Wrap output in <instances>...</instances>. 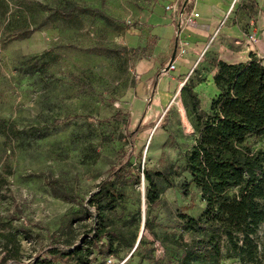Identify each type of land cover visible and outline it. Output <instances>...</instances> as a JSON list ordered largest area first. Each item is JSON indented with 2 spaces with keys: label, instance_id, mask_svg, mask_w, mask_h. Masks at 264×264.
<instances>
[{
  "label": "rangeland",
  "instance_id": "1",
  "mask_svg": "<svg viewBox=\"0 0 264 264\" xmlns=\"http://www.w3.org/2000/svg\"><path fill=\"white\" fill-rule=\"evenodd\" d=\"M66 1L98 11L66 20L43 7ZM154 1L0 0V228L19 230L25 258L46 245L78 208L79 201L54 194L48 178L59 179L78 200L87 198L119 162V153L129 150L126 132L139 121L146 128L133 146L135 170L168 167L182 174H171L174 185L162 189L152 211L155 234L144 225L143 175L140 184L126 188L118 224L132 219L125 225L129 240L142 234L145 241L138 248L137 242L122 245L106 264H176L178 236L191 238L182 231L179 214L199 217L205 202L194 185L187 196L179 188L181 180L190 179L182 171L184 153L196 137L190 102L182 90L160 111L136 101L153 48L142 17ZM23 26L33 28L29 37H18ZM199 73L191 80L202 79ZM118 111L120 120L113 117ZM248 141L264 149L263 139ZM259 240L264 256V228Z\"/></svg>",
  "mask_w": 264,
  "mask_h": 264
},
{
  "label": "trees",
  "instance_id": "2",
  "mask_svg": "<svg viewBox=\"0 0 264 264\" xmlns=\"http://www.w3.org/2000/svg\"><path fill=\"white\" fill-rule=\"evenodd\" d=\"M43 7L66 20L98 11L73 1ZM32 33L29 26L17 28L20 38ZM214 63L218 93L208 109L202 108L201 98L193 90L194 81L185 82L181 88L190 102L196 137L184 153L182 171L188 172L190 179L181 180L179 188L187 196L194 185L205 207L199 217L179 214L182 231L192 236L189 240L183 234L178 236L176 264H226L225 258L233 259L228 264H263L259 232L264 228V149L253 148L248 138L264 140V61L251 53L247 62ZM150 103L148 99L146 109ZM113 117L120 120L121 112ZM145 128L139 121L126 132L129 150L119 153V162L108 169L87 198L78 200L59 179L48 178L53 193L69 202L79 201L78 208L50 234L46 245L26 258L19 230L0 228V264H106L107 257L117 258L122 245L132 247L139 238L135 235L129 240L126 234L125 225L132 219L118 224V207L126 188L141 183V174L146 182L144 225L155 234L152 211L159 204L162 189L174 185L171 174L182 173L168 167L135 170L131 162L133 146ZM231 189L236 191L230 193ZM137 213L142 216V210ZM144 241L142 235L137 248Z\"/></svg>",
  "mask_w": 264,
  "mask_h": 264
},
{
  "label": "crops",
  "instance_id": "3",
  "mask_svg": "<svg viewBox=\"0 0 264 264\" xmlns=\"http://www.w3.org/2000/svg\"><path fill=\"white\" fill-rule=\"evenodd\" d=\"M172 2L178 3L177 13L166 9ZM230 8L231 13L222 23ZM195 9L199 16L182 32L190 41L188 52L177 59L176 69L166 74L164 71L178 49L180 14L191 11L192 5L188 0H155L142 17L153 48L140 74L136 101L147 104L150 99L149 109L160 111L171 106L183 84L200 72L198 76L203 78L195 81L193 90L206 110L218 93L213 79L217 71L215 60L247 62L253 53L264 61V0H202ZM249 34L256 38L250 40Z\"/></svg>",
  "mask_w": 264,
  "mask_h": 264
},
{
  "label": "built area",
  "instance_id": "4",
  "mask_svg": "<svg viewBox=\"0 0 264 264\" xmlns=\"http://www.w3.org/2000/svg\"><path fill=\"white\" fill-rule=\"evenodd\" d=\"M202 0H188V2L192 5L191 11H183L180 14V26L177 30V37H178V49L175 55V58L169 63L167 69L164 71V74H166L169 71H173L176 69V61L178 58L183 57L187 52L190 45V41L182 36V32L184 27L189 25L195 18L199 16V13L195 9V5L197 2H200ZM167 10H171L175 13L179 11V6L177 2H172L170 4L166 5ZM232 8L227 12L224 20L222 23L225 22L228 15L231 13ZM250 40H254L256 38L255 34H249Z\"/></svg>",
  "mask_w": 264,
  "mask_h": 264
},
{
  "label": "water",
  "instance_id": "5",
  "mask_svg": "<svg viewBox=\"0 0 264 264\" xmlns=\"http://www.w3.org/2000/svg\"><path fill=\"white\" fill-rule=\"evenodd\" d=\"M141 237H142V234H140V236H139V238L137 240V243L139 242V240L141 239Z\"/></svg>",
  "mask_w": 264,
  "mask_h": 264
}]
</instances>
